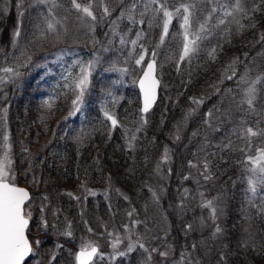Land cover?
<instances>
[{
	"label": "trees",
	"instance_id": "1",
	"mask_svg": "<svg viewBox=\"0 0 264 264\" xmlns=\"http://www.w3.org/2000/svg\"><path fill=\"white\" fill-rule=\"evenodd\" d=\"M92 2L96 21H82L71 0H0V69L21 73L14 85L0 87L7 96L0 98V111L6 109L14 182L32 192L27 210L33 257L40 264H75V251L83 243L92 239L105 250L113 235L135 225V248L104 264H171V259L261 264L244 257L241 218L249 172L243 150L248 154L264 141L261 135L241 133V108L232 110V104L246 68L251 78H261L256 85L260 105L264 98V0H240L243 11L235 10L236 0H166L173 12L181 4L194 5L192 32L207 21V31L200 33L206 38L182 62L183 9L161 45L163 16L152 11L158 5L146 10V0H104L111 15L101 19L100 0ZM121 11L124 18H119ZM129 13L135 22L127 19ZM49 20L60 22L59 40L50 33L40 37ZM141 45L147 49L145 61L156 51L161 79L159 102L146 115L140 112L136 86ZM77 59L97 62L80 110L74 112L75 93L65 87L64 77ZM194 100L203 101L195 110ZM244 105L247 124L257 129L264 111L258 117ZM105 111L117 119L115 128ZM166 151L164 182L154 195L152 180ZM108 187L110 196L105 195ZM215 197L224 199L226 212L219 226L213 218ZM262 221H257L260 228Z\"/></svg>",
	"mask_w": 264,
	"mask_h": 264
},
{
	"label": "snow or ice",
	"instance_id": "2",
	"mask_svg": "<svg viewBox=\"0 0 264 264\" xmlns=\"http://www.w3.org/2000/svg\"><path fill=\"white\" fill-rule=\"evenodd\" d=\"M40 2H44V0H40ZM72 7L79 13L80 19L83 21L86 17L90 18L92 21H96L97 17L93 13V2L89 0L87 4H81L78 0H71ZM120 3H123V0H120ZM156 4L158 5L157 8L152 9L155 13H162L163 22L161 25L162 31L160 35V44L162 45L165 41V38L169 35V26L173 20L175 15H179L181 9H183V17H182V24L181 28L183 29V41H182V48H181V55L179 57V61L182 62L186 58H190L193 54L197 52V42L206 38L201 36L200 33H204L207 31L206 23L199 24V28L197 32H192V12L191 8L194 5L191 4H181L179 8L175 10V12L170 11L167 7V2H161V0H146L145 9L148 10L151 8V5ZM100 5L103 7V17H107L111 15V11L109 7L104 4V0H100ZM132 8H135V3H133ZM235 10L243 11L241 7L240 0H236ZM215 9H213V12ZM143 15V13H142ZM232 15L231 12H225V16ZM125 13L121 11L119 18H124ZM127 19L135 22L134 17L131 13L128 14ZM144 21L141 20L140 23L142 24ZM59 21L49 20L46 21V32L41 31L40 37L44 38L46 33H50L54 35V38L59 40L61 37V32L58 31L56 25L59 24ZM221 24L224 23V20H220ZM113 32L116 31V21H112ZM90 30H94V26L89 24L88 25ZM243 27V26H241ZM66 31V30H65ZM20 35L19 30L14 33V36L18 37ZM138 38L140 37V33H137ZM264 39V37H262ZM121 44H125L126 41L123 37L120 39ZM131 43L133 45L137 44V40H132ZM13 46L15 47V40L13 41ZM159 47V45H158ZM142 54L139 55V58L135 60L136 65H141L142 62L145 61V56L148 54L147 49H144L141 45ZM0 51H3L0 49ZM215 52V49H212V52L209 53L212 55ZM21 55L23 56L24 53L22 52ZM156 51H152L151 56L153 59L147 62V67L143 72V76L139 80V88L143 96V107L141 109L142 113H147L152 105L155 103L157 98V89L160 85V81L156 76ZM27 62H31V57L27 58ZM97 61H89L88 64L85 66L83 61L77 60L71 67H80V73L78 77L72 80L71 83H66L65 87H69L73 93H75V99L72 100V104L74 107V112L80 110V106L83 103V98L90 86V77L92 71L94 70L95 63ZM25 66H27L25 64ZM71 67L66 71L71 74ZM0 71L4 72L5 74H9L3 77H0V84H4L7 82L8 79L12 77H19L21 75L20 72L14 70L11 67H6L0 69ZM122 71H127L126 69ZM233 75H235V71L233 70ZM64 79L67 81L68 77L65 76ZM227 79H232V76H228ZM242 82H246V76L241 77ZM261 83V78L257 77L256 80L251 81L248 88L246 89V102L249 108L253 107V101L256 98L257 88L256 85ZM230 91V90H229ZM194 103L200 104L203 103L202 100H194ZM51 108V104L48 101L44 102ZM6 111V110H5ZM70 113V114H74ZM191 113H189L190 115ZM210 114V113H209ZM106 119L111 121L112 126L115 128L118 124L117 119L114 115L110 114L109 112L105 111L104 113ZM143 119V117H142ZM187 119V117H186ZM244 133L247 137H255L264 134V130H253V128L248 127L243 129ZM5 140V151L2 157H0V264H25V258L29 257L30 254L33 253V242H30L28 236L26 235V230L29 228V222L31 218V213L26 212V202L30 200L29 192L22 187L16 185L15 177L12 174V160L9 156V146L7 144L8 136H4ZM249 139V143H250ZM165 159H167V151L165 154ZM190 166L192 165L191 162ZM248 164L251 167L248 169L249 172L252 173V176L248 179V191L252 194V196H256L258 193L259 187H264V150H259L258 155L255 157L249 156L247 158ZM207 167V165H205ZM187 178V177H186ZM206 179L208 177H205ZM94 194V193H91ZM71 195V193H69ZM208 206L211 207V201L208 202ZM43 212V208L41 209ZM215 209H213V213ZM131 215V213H129ZM41 226L43 228H47L48 224L47 221L41 218ZM91 231V229H89ZM220 229L217 227L216 232H219ZM65 235H71L70 232L65 233ZM119 238L113 243V248H116L119 244ZM35 244L39 245L40 241H34ZM141 248L144 247L143 244L140 245ZM133 245L128 246V250L132 251ZM147 251V249H145ZM155 251V249H153ZM98 254V248L94 246L91 242L83 243L80 247L78 253H76L75 259L77 264H91L93 257ZM120 255H124V253H119ZM162 256H166L167 253H161Z\"/></svg>",
	"mask_w": 264,
	"mask_h": 264
},
{
	"label": "rangeland",
	"instance_id": "3",
	"mask_svg": "<svg viewBox=\"0 0 264 264\" xmlns=\"http://www.w3.org/2000/svg\"><path fill=\"white\" fill-rule=\"evenodd\" d=\"M182 17H183V15H182ZM150 58H152L151 55H150ZM80 61H83L84 65L86 66L89 61H93V60L80 59ZM142 64H143L142 67L144 68L145 64L143 62H142ZM79 73H80V67L79 66H76L75 69L71 68V74L69 75V73H67V75H66L68 77L67 82L71 83L72 80H74L76 77H78ZM248 73H250V71L246 68V70H245L246 82H242L240 84V93L234 97V101L232 104V108H233L232 110L237 111L238 106L241 108V112H242L241 113V120L238 119V122L241 121V126H242L241 133L244 135H246V134L244 133L243 129H246L248 127L253 128L252 126L247 124L248 118H249L247 112L249 109L246 105H244V104H247L244 101L246 100V95H245L246 89L248 88L251 81L256 80V79L251 78V76ZM6 75H9V74H5L4 72L0 71V77L6 76ZM19 77H12L11 79H8L6 83L0 84V87L5 88L6 86L14 85ZM256 88H257V86H256ZM258 96H259V92H258V88H257L256 98L253 101V107H252L254 112L251 114H254V115L259 117V115L264 111V98H262L261 105H260L258 103ZM1 97L3 99L6 98L7 97L6 93L0 91V98ZM199 105L200 104H196L194 107V110L197 109V107ZM4 110H6V109L4 108L3 111H0V157L3 156L4 151H5L4 136L5 135L8 136L7 115H6V111H4ZM231 115H232V111L229 112L228 116H231ZM236 117H237V115H236ZM245 125H246V127H245ZM253 130L254 131L255 130H264V123L260 124L257 129L253 128ZM244 137H246V136H244ZM259 137L260 136H258V138ZM261 137H262V141H264V134H262ZM7 144L9 146V153H10L9 141H7ZM259 150H264V146L257 147L255 150L250 149L248 151V154H246V149H244L243 151L245 153V160L247 161V158L249 156H252V157L257 156ZM9 156H10V154H9ZM163 159L164 160L161 162V165L157 169L158 177L154 176L155 178L152 180V182H153L152 189H153L154 195L156 194V191H157L156 187L164 182L162 179V178H164V176H163L164 173L162 172L161 167L164 166V164L166 163L168 158L165 159V157H164ZM248 167L250 168L251 165L248 164ZM251 176H252V173L248 172V174H247L248 179ZM246 190H247V206H246V210L242 213V218H241V230H242L241 236L244 240V243L242 244V246L244 248L243 250L245 251L244 257H247L246 259H249V260L250 259H256L257 263L264 264V228H260L257 224V221L261 218H263L261 225L264 224V187H259L257 195L252 196V194L248 191V181H247ZM111 193H112V190H110V188L108 187V189L105 192V195L110 196ZM206 201L209 202L208 199H206ZM252 205H253V207H252ZM212 207H213V209H215V212L213 213V218L217 222V226H219V223L221 222L223 217L226 216V212L224 211V199L219 198V197H215L213 199ZM137 234H138V232H137L136 226L135 225L134 226L128 225L127 227H125L124 230H122L121 232L112 236L111 241H110L109 245L107 246V248H105V250H102L99 243L93 241L92 239L89 240L88 242H91L93 245L98 244L100 247L99 254L96 257V260L94 261L93 264H104V263L110 262L113 259H115L116 257L120 256L119 253L125 254L126 252L129 251L128 246L130 244L133 245V248H135V245L139 241V237ZM117 238H119L120 242L116 248H113V243L116 241ZM250 244H254L253 249L247 248V246ZM257 245H260V248ZM79 247H81V246H79ZM32 264H36V262H33ZM171 264H180V263L176 260L171 259Z\"/></svg>",
	"mask_w": 264,
	"mask_h": 264
},
{
	"label": "water",
	"instance_id": "4",
	"mask_svg": "<svg viewBox=\"0 0 264 264\" xmlns=\"http://www.w3.org/2000/svg\"><path fill=\"white\" fill-rule=\"evenodd\" d=\"M150 61V60H149ZM156 64H157V62H156ZM146 67H147V64H146V66H145V69H146ZM144 69V70H145ZM144 72V71H143ZM143 72H142V74H141V76H140V78L143 76ZM156 76H157V68H156ZM140 78L138 79V82H137V87H138V90H139V92H140V98H141V109H142V107H143V96H142V93H141V91H140V88H139V80H140ZM157 78H158V76H157ZM159 79V78H158ZM159 81H160V79H159ZM160 85H161V82H160ZM160 85H159V87H158V89H157V98H156V101H155V103L152 105V107L150 108V110H152L154 107H155V105H156V103H157V101H158V99H159V95H160ZM149 110V111H150ZM148 111V112H149ZM142 112V111H141ZM147 112V113H148ZM143 114H145V113H143ZM17 186H19V185H17ZM19 187H22V186H19ZM22 188H25L28 192H29V194H30V199H31V192L29 191V189H27L26 187H22ZM27 203V202H26ZM30 223V222H29ZM26 235H27V230H26ZM94 246H96L97 248H98V250H99V247L97 246V245H94ZM79 252V250L77 251V253ZM30 257V256H29ZM29 257H26L25 258V262L29 259ZM94 258L95 257H93V260H94ZM92 260V261H93Z\"/></svg>",
	"mask_w": 264,
	"mask_h": 264
}]
</instances>
